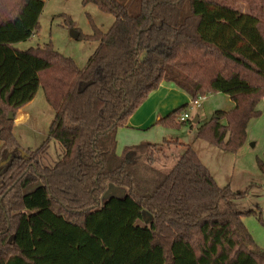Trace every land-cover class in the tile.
Masks as SVG:
<instances>
[{"label": "trees", "instance_id": "trees-1", "mask_svg": "<svg viewBox=\"0 0 264 264\" xmlns=\"http://www.w3.org/2000/svg\"><path fill=\"white\" fill-rule=\"evenodd\" d=\"M240 1L248 13L227 0H140L131 16L118 0H82L114 21L106 33L94 27L97 47L79 69L50 47H14L36 33L45 0H0V150L12 154L0 171V264H264L242 222L254 212L234 206L245 193L219 188L190 146L163 140L116 153L117 131L163 82L192 102L227 96L234 108L197 139L241 148L264 106V0ZM40 88L54 114L48 140L60 147L49 166L48 141L21 156L11 134ZM170 147L184 149L173 167L153 168ZM109 184L127 194L101 204ZM144 211L152 221L137 226Z\"/></svg>", "mask_w": 264, "mask_h": 264}, {"label": "rangeland", "instance_id": "rangeland-1", "mask_svg": "<svg viewBox=\"0 0 264 264\" xmlns=\"http://www.w3.org/2000/svg\"><path fill=\"white\" fill-rule=\"evenodd\" d=\"M118 1L127 7L131 16L138 14L140 0ZM226 3L242 13L249 12L248 6L240 0H227ZM113 21L114 18L111 15L102 13L94 5H83L82 0H45L36 33L30 40L14 47L21 52L38 47L40 49L50 47L61 56L71 59L76 67L82 69L97 47V43L90 38L93 36L94 27L106 33ZM72 31L78 33L80 38H72ZM190 101L191 98L188 95L177 91L169 96L167 103L163 104V106L170 105L168 111L164 113L165 116L187 106L180 112L188 116L186 125L179 124V116L176 114L170 125L154 126L137 135L145 138L151 136L150 142L156 144H161L163 140H173L190 145L219 188L228 186L235 195L245 193L244 197L235 201L234 206L236 210L243 213L254 212L244 215L242 222L258 248L264 250V175L259 169V163L264 161L263 103L260 102L257 106L259 115L248 122L243 145L233 154L222 151L208 141L197 139L198 128L214 118L215 113L231 111L233 108L231 100L223 94L213 93L206 95L204 99L197 100L196 103L192 101L190 103ZM23 112L28 115V118L19 121V115H17V120H14L11 129L12 137L19 148L17 151H35L48 141V150L43 157L46 160L43 163L49 166L57 160L60 147L54 141L48 140L54 114L41 88L31 103L24 107ZM160 114L164 119L163 113L160 112ZM196 117L199 118L200 124H193ZM133 133L138 132H131V137ZM176 149L175 147L163 148V151L158 153L153 168L162 172L169 171L177 156ZM120 155L121 153L118 156ZM6 157L7 154L0 150V164ZM35 188L36 186H32L25 193ZM126 194V189L109 184L100 202L103 204L110 197L122 198ZM151 221L152 216L144 211L142 220L137 223V226H149Z\"/></svg>", "mask_w": 264, "mask_h": 264}, {"label": "crops", "instance_id": "crops-1", "mask_svg": "<svg viewBox=\"0 0 264 264\" xmlns=\"http://www.w3.org/2000/svg\"><path fill=\"white\" fill-rule=\"evenodd\" d=\"M177 91L184 93L183 91L179 90L174 84L165 83V82L160 84L159 88L155 92H153L147 98V100L129 118V120L127 122V126L125 128L119 129L117 131V150H116L117 155H119L120 153L122 154L123 150L127 147L137 146V145H141V144H153V145L156 144V143L150 142L151 136H149L148 138L147 137L145 138L143 136H139L140 132L147 131V130L151 129L152 127H154L156 121L158 119H162L160 112L163 113L164 118L169 115V114L168 115L166 114V116H165L164 113H166L165 112L166 110L168 111L170 105L163 106V104L167 103L169 96L171 94L177 92ZM184 94H186V93H184ZM190 103H192V102L190 101ZM162 107L164 109H162ZM160 108H161V110H160ZM233 108H234V104H233ZM23 109H24V107L21 110H19L17 113V115H19L18 116L19 121H21V120L24 121L25 119L28 118V115L23 112ZM16 118H17V116H16ZM16 118H15V121L17 120ZM198 123L200 124L199 118H198ZM131 132H138V133H133V137H131L132 136ZM158 133H159V131H158ZM137 134H139V135H137ZM168 135H167V137H169ZM164 139H166V138H164ZM171 141H173V140H171ZM182 145L190 146V145H186V144H182ZM176 150H177V156L175 158V161L183 153L184 149H182L181 147H178ZM175 161H174V163H175Z\"/></svg>", "mask_w": 264, "mask_h": 264}, {"label": "water", "instance_id": "water-1", "mask_svg": "<svg viewBox=\"0 0 264 264\" xmlns=\"http://www.w3.org/2000/svg\"><path fill=\"white\" fill-rule=\"evenodd\" d=\"M78 33H76V32H71V37L72 38H74V39H77L78 38ZM13 115H12V113H10L9 115H8V120L9 121H12L13 120ZM198 123V118L196 117L194 120H193V124H197ZM18 152H20L21 153V156H23V155H25V153L23 152V151H18ZM12 159V154H10V155H8L7 157H6V159H2V163L0 164V171L10 162V160ZM110 198H114V197H110ZM110 198H108V199H110ZM107 199V200H108Z\"/></svg>", "mask_w": 264, "mask_h": 264}, {"label": "built area", "instance_id": "built-area-1", "mask_svg": "<svg viewBox=\"0 0 264 264\" xmlns=\"http://www.w3.org/2000/svg\"><path fill=\"white\" fill-rule=\"evenodd\" d=\"M200 99H204V98H200ZM194 103H196V102H194ZM188 120V116L186 115V114H181L180 116H179V118H178V121L180 122V123H183V122H185V121H187Z\"/></svg>", "mask_w": 264, "mask_h": 264}]
</instances>
